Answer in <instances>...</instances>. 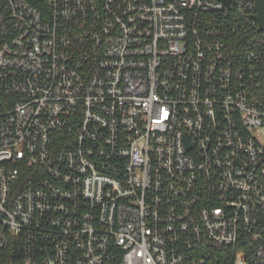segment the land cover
Returning <instances> with one entry per match:
<instances>
[{
	"label": "built area",
	"instance_id": "2783aa9c",
	"mask_svg": "<svg viewBox=\"0 0 264 264\" xmlns=\"http://www.w3.org/2000/svg\"><path fill=\"white\" fill-rule=\"evenodd\" d=\"M256 0H0V264H264Z\"/></svg>",
	"mask_w": 264,
	"mask_h": 264
},
{
	"label": "water",
	"instance_id": "95a60500",
	"mask_svg": "<svg viewBox=\"0 0 264 264\" xmlns=\"http://www.w3.org/2000/svg\"><path fill=\"white\" fill-rule=\"evenodd\" d=\"M255 9L254 18L258 22L259 30L264 31V0H256Z\"/></svg>",
	"mask_w": 264,
	"mask_h": 264
}]
</instances>
